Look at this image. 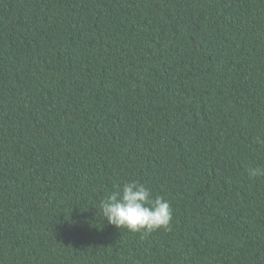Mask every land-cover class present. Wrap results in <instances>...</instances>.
<instances>
[{
    "label": "trees",
    "instance_id": "trees-1",
    "mask_svg": "<svg viewBox=\"0 0 264 264\" xmlns=\"http://www.w3.org/2000/svg\"><path fill=\"white\" fill-rule=\"evenodd\" d=\"M264 0H0V264H264ZM138 181L170 230L99 203Z\"/></svg>",
    "mask_w": 264,
    "mask_h": 264
},
{
    "label": "clouds",
    "instance_id": "clouds-1",
    "mask_svg": "<svg viewBox=\"0 0 264 264\" xmlns=\"http://www.w3.org/2000/svg\"><path fill=\"white\" fill-rule=\"evenodd\" d=\"M250 179L264 177V167H250ZM104 220L121 230L154 232L170 230L172 208L161 196L153 198L152 192L138 181L119 185L99 203Z\"/></svg>",
    "mask_w": 264,
    "mask_h": 264
}]
</instances>
